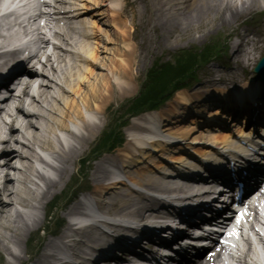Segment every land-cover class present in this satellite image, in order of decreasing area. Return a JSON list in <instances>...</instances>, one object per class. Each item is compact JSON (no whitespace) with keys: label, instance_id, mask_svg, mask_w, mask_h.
Instances as JSON below:
<instances>
[{"label":"bare ground","instance_id":"obj_1","mask_svg":"<svg viewBox=\"0 0 264 264\" xmlns=\"http://www.w3.org/2000/svg\"><path fill=\"white\" fill-rule=\"evenodd\" d=\"M79 2L80 0H53L57 17L79 21V25L85 28L84 35L79 34L71 25L59 27L57 22L54 24L46 19V27H43V29L46 30L47 27L50 30L59 29V33H55V38L59 37L60 42L69 47L73 53L63 50L60 47L61 45L56 46L57 53L53 50V53L47 59L45 58V70L42 69L41 75H39L44 83L39 86L38 95L32 100L34 105H29L28 108L31 110L29 109L30 111L27 110L26 113H22L27 123L21 124L19 127L14 126V128L10 126L8 128L9 132L7 129L2 130L0 126V132L6 134L2 140L5 149L0 150V156H4L3 165H0V173L1 168H11V161L15 158L25 164L24 170L19 172L20 181L15 182L19 184L18 189L16 188L15 191L13 190L14 185H12L11 178L7 174L3 177L0 175L1 264H23L25 262L23 257L25 253L23 246L25 239L45 223L46 216L32 221L26 214L15 209L17 207L26 209L28 206H32V202L39 204V207L42 209L43 207L46 208L50 199L55 197L61 188V185L65 184V177L71 175L72 165L75 160L81 155L88 143L93 140L104 124L98 115H103L110 105L114 106L120 103L119 96H127L128 93H133L136 90L138 77L146 67L145 63L153 56L156 50L162 47L164 43L166 44L170 41H173L172 45L184 41V44H187L197 38L199 40L203 39L214 31V28L234 25L242 16L253 12L255 5V2H249L241 3V7H237L236 0H152V19L149 27L145 30V34H143L144 32L142 33L141 40L136 45H133L131 49L130 46L129 48L125 46L126 50L123 48V51L116 54L117 57L114 59L110 58L105 62L103 60V62L100 61L102 64L101 69L105 73H97L96 70L100 69L98 49L91 43V40H97L99 37L92 23H89L82 17V10L84 8ZM256 3L258 4L257 1ZM150 9L151 7L149 6ZM35 24L37 25V23ZM31 27H33V24ZM155 31L159 35H162L160 42H157L153 37ZM257 40V38L255 40L250 39L249 35L245 34L241 38L240 44L243 46L248 44L255 47V41ZM241 45L232 44V57L238 62L245 64L249 62V58L256 50L245 51ZM157 52L160 53L159 50ZM32 58L36 59L38 56L35 55ZM25 72L30 77L37 75L29 67L26 68ZM50 72H52V75H49ZM133 72H136L135 75ZM253 88L255 86L248 91L250 92ZM241 95L244 96V92H238L237 90L235 94H227V100L234 101L233 106L243 105L244 108H248L245 103L236 100L235 97ZM179 100L181 103L187 104L189 99H186L183 95L179 97ZM221 103L223 104V109H225L227 104ZM214 109L209 111L210 115L207 118H216L220 115L228 116V114L223 112L222 108L217 107L216 110ZM10 115L7 114V117L14 118ZM181 115H184L181 118H190L187 111H184ZM196 116H199V113L192 115V117ZM145 118L146 120H144ZM145 118H140L138 124H132L128 131L129 135L134 132L133 130H137L139 128L138 125L143 123V121L153 123L154 126H148V128L156 130L154 122H158V120L150 115ZM166 118L164 117V119ZM239 118L240 116L236 115V120ZM241 119L243 120L242 117ZM2 121L3 119L0 117V125ZM221 122H224L223 118H221ZM39 123H44V129H42ZM197 123H202L205 129L215 124L209 123L208 120L204 122L198 121ZM70 124V127H73V129L80 128L81 133L77 134L73 132L74 130L72 131L69 127ZM248 129L249 134H251V128ZM177 130L188 132L192 129L186 127ZM216 131V129L212 130V136H216ZM232 132L235 136H239L244 133V129L237 127ZM15 133L19 135L21 143L18 142ZM63 133L72 140V143H68L67 139H65V143L70 145L68 149H63L65 145L63 146L64 143L59 139V135ZM223 134L227 133L223 132L221 136L215 139L222 140L221 142L224 146L229 147L228 137L223 136ZM137 140H140L139 137ZM150 141L151 138L149 140L138 141L137 144L140 147H144ZM217 142L215 141V143ZM30 145H35L43 156L37 154ZM149 146L153 147V145ZM124 147L129 151V143L125 144ZM135 149L141 155H144L145 150H139L137 147ZM220 149H223V147ZM215 152L216 150L213 153ZM218 153H221V151L218 150L216 154L218 155ZM178 155L172 156L171 160L182 163L183 155ZM40 157L45 162H48L46 163L47 170L44 172L40 171L41 168L39 170L35 169L33 163H31V159L40 161L41 164L45 163L41 162L43 160ZM136 160L139 164V158H136ZM176 167L181 168L179 164ZM54 173L57 175L56 177ZM105 173L106 171L103 166L96 164L91 175L92 181L96 186H99L96 194H98V198L100 199L107 192L111 191L110 188H112L111 186H100L104 182L102 179ZM38 182L43 184V187L40 196L37 197L32 192L33 190L28 188V185L37 186ZM99 201V205L104 207L103 201ZM113 205H116L115 201L112 203ZM76 208L77 206L70 208L68 213H74L77 211ZM12 210L14 212L13 216H11ZM122 213L121 208H116L114 211V214ZM10 218L12 219L10 220ZM9 220L13 221V223H8ZM85 233L82 232V237L86 236ZM11 246H14L17 250L14 251ZM64 246L68 251L75 252L76 249L83 246V243H73L72 245ZM56 249L57 245L50 242L47 243L44 253L41 254L40 259L36 260L34 264H51L53 261H59L55 259L54 251ZM4 255L8 256L7 259L3 257Z\"/></svg>","mask_w":264,"mask_h":264},{"label":"rangeland","instance_id":"obj_2","mask_svg":"<svg viewBox=\"0 0 264 264\" xmlns=\"http://www.w3.org/2000/svg\"><path fill=\"white\" fill-rule=\"evenodd\" d=\"M142 19H145L146 18V16L144 15L143 17H141ZM137 19H138V17H137ZM151 21V18L150 17H148L147 18V20H143V22L144 23H148V22H150ZM150 24V23H149ZM221 33H223V29H221L220 27L219 28H214V31H212L211 33H209V35H207L206 37H204L203 38V40H202V38L200 39V40H198V41H196V40H193V41H191V42H188L187 44H184V42H181V43H176L175 45H176V48H171L172 47V45H169V46H167L165 43L162 45V47H160L159 49H157V50H159L160 51V53H158L157 52V50H156V52L153 54V56H154V58H155V56L156 57H160V59H164V61H170V67L171 68H177V69H179L180 67H181V65H184V61H185V58L187 57V56H189V53H188V48H190L191 46H196V47H202L203 45H205L208 41H209V39L210 38H214V37H216L217 35H219V34H221ZM159 35L157 34L156 35V38H157V40H159L160 38L158 37ZM132 40H133V43L135 44L137 41H138V36L137 35H134V37L132 38ZM157 44V43H156ZM156 44H153V45H156ZM171 44V43H170ZM199 45V46H198ZM200 45H202V46H200ZM168 47V48H167ZM109 49H111V50H113L114 49V47L112 46V47H110ZM186 51V52H185ZM195 54H198V52L197 53H194L193 52V55H195ZM104 57L103 58H105L106 60H103L104 62L105 61H107V58L108 57H105L106 56V54H104L103 55ZM153 56H151V58L153 57ZM150 58V59H151ZM180 58H182L181 60H180ZM102 61V62H103ZM148 67H149V65H148ZM148 67L145 69V70H143L141 73H140V79H139V81H138V86H137V89H136V92H133V93H130V94H128V96L129 97H127V96H124V97H122L121 98V96H119L118 98H119V101H120V103L122 102H124L123 103V105L126 103V101L127 100H131L132 98H135V96H137L138 95V92L140 91L139 90V87H140V84L141 83H143L144 81H145V76H146V73H147V69H148ZM97 73H105V71L104 70H102V69H100V70H97L96 71ZM169 86H172V84H170ZM168 86V87H169ZM174 87V86H173ZM141 89V88H140ZM139 90V91H138ZM121 98V99H120ZM143 100H144V98L139 102V105L141 106V105H143ZM129 104L127 103L126 104V106H122V107H117V106H113V105H111L110 107H109V110L107 111V115H106V121L104 122V125L106 126L105 128L106 129H108V128H113V130L115 131V133L117 134V130H118V127H120V126H122V125H120V124H118L117 123V120L125 113L124 111H123V108L125 107V111H127L128 110V106ZM107 124H108V127H107ZM120 125V126H119ZM125 135V134H124ZM116 138H117V136H116ZM96 144V142L91 146V148H93L94 147V145ZM90 148V149H91ZM89 149V150H90ZM88 150V151H89ZM117 152V151H116ZM86 154H87V152H86ZM86 154L84 155V156H82V158H81V160H80V163H81V161L83 160V159H87L88 157L86 156ZM91 156V155H90ZM75 168H77V165L75 166ZM82 171V173L84 174V175H86V172H85V170L84 169H82L81 170ZM79 173H80V171H79ZM80 175H82L81 173H80ZM83 176V175H82ZM84 177V176H83ZM39 239V242L42 244L43 243V241L45 240V237H43L42 236V233L40 232V231H38V233H37V240Z\"/></svg>","mask_w":264,"mask_h":264}]
</instances>
